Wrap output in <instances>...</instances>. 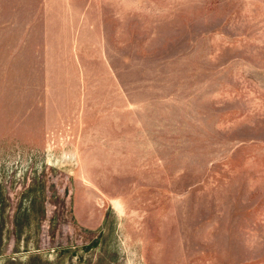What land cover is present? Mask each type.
Returning a JSON list of instances; mask_svg holds the SVG:
<instances>
[{"label":"rangeland","instance_id":"1","mask_svg":"<svg viewBox=\"0 0 264 264\" xmlns=\"http://www.w3.org/2000/svg\"><path fill=\"white\" fill-rule=\"evenodd\" d=\"M0 264H264V0H0Z\"/></svg>","mask_w":264,"mask_h":264}]
</instances>
